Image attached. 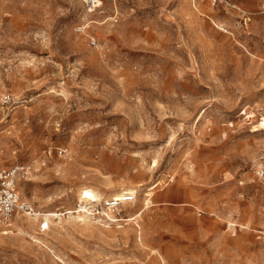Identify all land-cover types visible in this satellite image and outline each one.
<instances>
[{"label": "rangeland", "instance_id": "obj_1", "mask_svg": "<svg viewBox=\"0 0 264 264\" xmlns=\"http://www.w3.org/2000/svg\"><path fill=\"white\" fill-rule=\"evenodd\" d=\"M15 165L43 215L137 194L113 221L0 226V264H264V0H0Z\"/></svg>", "mask_w": 264, "mask_h": 264}, {"label": "built area", "instance_id": "obj_2", "mask_svg": "<svg viewBox=\"0 0 264 264\" xmlns=\"http://www.w3.org/2000/svg\"><path fill=\"white\" fill-rule=\"evenodd\" d=\"M83 12L89 16L96 12H99L102 8L103 0H79ZM90 45L94 46L95 42L90 41ZM64 153L63 150L58 151L59 155ZM46 162H43L40 167H44ZM32 172L30 166L15 165L11 168L0 171V226L11 227L12 222L15 218L20 215L22 217H34L44 216L43 214L36 211L33 205L24 201L16 187V183L21 178L28 176ZM257 176L259 178L264 177V165H262L258 171ZM83 195H86L83 193ZM134 200V196L131 194H123L120 198H109L103 200L101 206H97L95 201L87 200L80 202L78 205L77 212L81 214H87L92 218L98 217L100 219H107L113 221L116 219V211L123 204L131 203ZM49 223L47 220L41 219L39 223V230H48Z\"/></svg>", "mask_w": 264, "mask_h": 264}, {"label": "bare ground", "instance_id": "obj_3", "mask_svg": "<svg viewBox=\"0 0 264 264\" xmlns=\"http://www.w3.org/2000/svg\"><path fill=\"white\" fill-rule=\"evenodd\" d=\"M32 174V172L30 173ZM29 174V175H30ZM131 194L133 196H136L137 192L136 190L132 189V188H121V189H118L116 190L113 194H112V197L113 198H120L123 194ZM88 196L87 195H84L81 200L82 201H87L88 200ZM68 215L67 217H65V215ZM64 215H61V214H57V213H49V214H44L45 215V220H47L46 218H53L54 220L58 219L59 221L61 220V217H65V218H72V219H81V220H85L86 221V216L85 215H81V214H77L76 213V216L72 213H66ZM24 217L18 215L15 220L13 221L14 224H17L18 223V220L20 221L21 219H23ZM25 218H28V220L25 221L26 223V229H31V228H34L33 226L35 225V220L38 219V216H34V217H25ZM58 221V222H59ZM17 228L19 229V227L17 226ZM20 230V229H19Z\"/></svg>", "mask_w": 264, "mask_h": 264}]
</instances>
